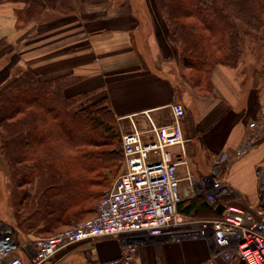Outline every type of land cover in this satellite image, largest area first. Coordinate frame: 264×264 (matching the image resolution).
<instances>
[{"label":"crops","instance_id":"1","mask_svg":"<svg viewBox=\"0 0 264 264\" xmlns=\"http://www.w3.org/2000/svg\"><path fill=\"white\" fill-rule=\"evenodd\" d=\"M69 5L71 9L60 10L42 0H0V39L6 41L0 57H9L5 63L0 59V88L18 66L41 81L60 79L64 95L78 100L79 107L106 96L121 134L132 124L146 130L150 120L169 123L170 106L180 103L185 110L181 128L191 139L187 145L191 173L209 172L216 156L227 164L225 180L235 191V202L262 208L259 184L264 185V173L259 177L256 169L264 163V135L240 158L233 159L231 151L249 135L247 122L259 120L264 92L243 87L237 67L216 64L210 87L193 90L189 98L178 48L167 38L154 0H70ZM31 7L34 13L27 20L17 18ZM8 62L11 67L6 68ZM0 161V182L7 185L1 154ZM202 163L207 168L202 169ZM22 189L9 185L1 194L0 188V223L12 228L17 240L14 253L24 258L26 248L50 232L42 220L22 213L28 208V200H21L17 192ZM33 191L31 187L29 192ZM123 236L80 241L45 264H106L127 251ZM141 241L135 264H205L211 257L202 238Z\"/></svg>","mask_w":264,"mask_h":264},{"label":"trees","instance_id":"2","mask_svg":"<svg viewBox=\"0 0 264 264\" xmlns=\"http://www.w3.org/2000/svg\"><path fill=\"white\" fill-rule=\"evenodd\" d=\"M42 1L52 9H71L70 0ZM154 1L169 42L178 48L182 63L202 86L210 84L217 63L233 65L238 56L239 26L229 7L238 16H247V23L264 29V0ZM31 9L17 18L27 20L34 13ZM4 43L0 39V49ZM63 88L60 79L41 81L32 71L18 67L0 88L2 160L12 185L24 188L17 191L21 200H28L22 213L42 220L44 230L51 234L81 220L68 225L66 219L85 209L78 201L82 194L86 196L84 188L94 182L92 174L101 173L102 167L115 173L112 168L118 169L123 160L121 133L108 98L103 96L74 110L77 100L65 96ZM67 159L75 167L68 166ZM75 170L78 172L72 174ZM31 187L38 198L29 192ZM197 198L180 201L177 209L188 215L219 216L204 198Z\"/></svg>","mask_w":264,"mask_h":264},{"label":"built area","instance_id":"3","mask_svg":"<svg viewBox=\"0 0 264 264\" xmlns=\"http://www.w3.org/2000/svg\"><path fill=\"white\" fill-rule=\"evenodd\" d=\"M170 110L169 123L157 125L147 115L148 129L132 124L121 134L122 171L99 199L94 216L38 237L24 258L14 253L17 240L12 228L0 223V264H45L80 241L122 235L127 251L106 264H135L142 239L138 241L132 231L140 228L169 241L195 234L210 246L211 258L205 264H264V185L259 184L263 207L252 209L235 202V191L225 180L227 164L218 157L213 156L209 172L194 176L187 148L191 139L181 128L184 107L173 103ZM247 123L249 135L231 151L233 159L247 154L264 135V104L259 120ZM256 173L262 177L264 163ZM198 196L219 216L194 219L177 209L180 201ZM218 204L223 207L220 212Z\"/></svg>","mask_w":264,"mask_h":264},{"label":"rangeland","instance_id":"4","mask_svg":"<svg viewBox=\"0 0 264 264\" xmlns=\"http://www.w3.org/2000/svg\"><path fill=\"white\" fill-rule=\"evenodd\" d=\"M228 10H229L228 11L229 13H232L234 15L235 20L237 22V25L239 26V36H238L239 37L238 38L239 53H238V56L236 57V60L234 61L233 65H229V64H225V65L237 67L240 70L241 75H242V86L243 87L248 88L250 86L252 89L256 88L258 90V92L263 93L264 92V29H262V28L259 29L255 25L247 23L248 17L247 16H241L240 14L238 16L236 14V10L231 9V7H229ZM4 42H5L4 43V45H5L6 41H4ZM7 58L9 59L8 54L2 55L0 57V59L3 60L2 61L3 63H5L4 61ZM8 59H7V61H8ZM9 62L7 63L6 68L11 67ZM182 62H183V59L181 58V55L179 53L178 65L180 66V74L182 75L181 79L184 81L185 84L188 83L189 98H190L191 92H193V90H195V89L197 90V89H199V87L200 88L210 87V84H207L204 86L197 84V80H195V76H194L195 73L193 74L192 72H190V69L187 68L186 66H184V64ZM217 64H224V63H217ZM17 67L13 68V70H11L10 73L12 74L14 69H16ZM18 68H21V67H18ZM78 102L79 101L77 100L76 104ZM76 104L74 105V110L79 108V106H77ZM84 105L85 104H83L82 106H84ZM67 164H68V166L71 165L70 167H75L74 166L75 163H74V161H72V159H67ZM3 165H4V162H3ZM208 165H210V162ZM208 165H207V163H202V169L207 168ZM122 167H123V164L121 162L118 169L115 167L112 168L113 172H115V173H112V171L108 170V168H106V167L105 168L102 167L101 170L104 169L103 170L104 172L102 171L99 174H96V173L92 174L93 175L92 177H94V179H95L94 182H92L88 187L84 188L86 196L85 195L83 196V194H82V197L78 201L79 203L84 204L85 209H83L81 212H78L79 214L75 218L72 217V218L66 219L68 225L74 224L75 221H78L80 219L83 220V219H86V218H89V217H92L95 215V213L97 211L98 201L101 198L100 196L106 190H108L111 187L112 183L114 182V180L116 179L118 174L122 171ZM4 168L5 169H4L3 173H4V176L6 178L7 185H4V184L2 185L0 182V188L2 191L1 194L4 193V189L6 190L7 186L13 184V182L11 183V178L8 174V171H7V168L5 165H4ZM77 172L78 171L75 170V171H73L72 174H75ZM0 173L2 174L1 171H0ZM193 175L197 176L194 173H193ZM31 195H33L34 198L39 197L38 193L35 191L31 192ZM201 197L202 196H198L197 200H200ZM30 199H31V197H30ZM185 200L186 199H184L183 201H185ZM191 216L194 219H203V218L209 217V216H207L206 213H197V214L195 213L194 215H191ZM207 219H210V218H207ZM63 228L64 227H62L61 229H63ZM50 234L51 233H47L46 235H50ZM139 239H141V238H138V241H139ZM135 245H136V243H135ZM137 247H138V244H137ZM263 261H264V259H263Z\"/></svg>","mask_w":264,"mask_h":264},{"label":"bare ground","instance_id":"5","mask_svg":"<svg viewBox=\"0 0 264 264\" xmlns=\"http://www.w3.org/2000/svg\"><path fill=\"white\" fill-rule=\"evenodd\" d=\"M132 235L133 236H140V238L143 240H150L152 237H157V236H154L152 234H150L149 232H147L145 229L143 228H140V229H137V231H132ZM193 236L191 237H196L195 234H192ZM139 239V241L141 240Z\"/></svg>","mask_w":264,"mask_h":264},{"label":"water","instance_id":"6","mask_svg":"<svg viewBox=\"0 0 264 264\" xmlns=\"http://www.w3.org/2000/svg\"><path fill=\"white\" fill-rule=\"evenodd\" d=\"M222 205L221 204H218L217 207H216V211L217 212H220L222 210Z\"/></svg>","mask_w":264,"mask_h":264}]
</instances>
